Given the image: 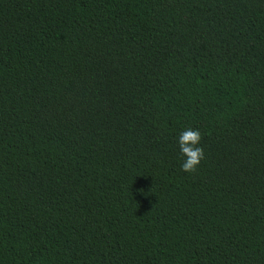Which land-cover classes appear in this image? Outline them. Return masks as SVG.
I'll use <instances>...</instances> for the list:
<instances>
[{
  "label": "trees",
  "instance_id": "obj_1",
  "mask_svg": "<svg viewBox=\"0 0 264 264\" xmlns=\"http://www.w3.org/2000/svg\"><path fill=\"white\" fill-rule=\"evenodd\" d=\"M0 264H264V0H0Z\"/></svg>",
  "mask_w": 264,
  "mask_h": 264
},
{
  "label": "clouds",
  "instance_id": "obj_2",
  "mask_svg": "<svg viewBox=\"0 0 264 264\" xmlns=\"http://www.w3.org/2000/svg\"><path fill=\"white\" fill-rule=\"evenodd\" d=\"M201 133L197 129L187 128L178 136L180 156L183 158L181 171L195 173L204 158V149L200 147Z\"/></svg>",
  "mask_w": 264,
  "mask_h": 264
}]
</instances>
